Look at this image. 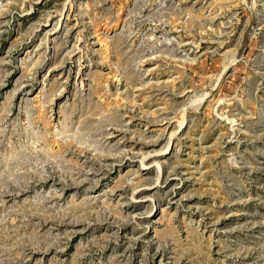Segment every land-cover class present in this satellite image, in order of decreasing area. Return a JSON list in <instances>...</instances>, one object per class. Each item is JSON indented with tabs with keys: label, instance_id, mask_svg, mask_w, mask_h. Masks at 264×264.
Listing matches in <instances>:
<instances>
[{
	"label": "rangeland",
	"instance_id": "obj_1",
	"mask_svg": "<svg viewBox=\"0 0 264 264\" xmlns=\"http://www.w3.org/2000/svg\"><path fill=\"white\" fill-rule=\"evenodd\" d=\"M0 264H264V0H0Z\"/></svg>",
	"mask_w": 264,
	"mask_h": 264
}]
</instances>
